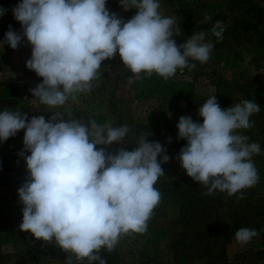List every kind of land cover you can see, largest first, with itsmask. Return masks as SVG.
<instances>
[{"label": "clouds", "instance_id": "1", "mask_svg": "<svg viewBox=\"0 0 264 264\" xmlns=\"http://www.w3.org/2000/svg\"><path fill=\"white\" fill-rule=\"evenodd\" d=\"M108 0H21L13 15L21 25L16 32L9 25L0 48L17 49L26 38L31 58L26 67L42 78L32 95L50 109L62 108L80 94L90 93L99 79L101 65L117 54L133 80L153 74L168 80L177 70L195 69L189 61L207 63L214 45L199 32L177 45L173 17L163 16L160 0H120L125 10L136 14L125 21L107 8ZM7 9L0 6V17ZM207 19H211L208 17ZM223 22L211 29L223 40ZM253 100H242L227 109L216 96L198 110L202 123L191 117L179 118L178 139L187 141L176 159L186 174L207 189L244 199L243 191L259 180L252 160L261 153L259 143L238 130L254 126L250 117L260 111ZM24 130L23 150L26 182L18 189L22 207L19 229L45 243L55 242L77 262L106 264L101 249L111 252L123 235L144 233L161 193L155 187L164 175L162 163L170 160L159 142L140 136L131 151L120 148L115 154L104 147L122 143L130 129L110 122L64 119L54 112L43 115L5 108L0 111V143ZM171 143V138L168 140ZM25 152L30 153L25 155ZM160 157V160H158ZM255 229L241 227L235 239L247 245L258 236ZM67 264H72L71 257Z\"/></svg>", "mask_w": 264, "mask_h": 264}, {"label": "rangeland", "instance_id": "2", "mask_svg": "<svg viewBox=\"0 0 264 264\" xmlns=\"http://www.w3.org/2000/svg\"><path fill=\"white\" fill-rule=\"evenodd\" d=\"M20 2L0 0V6L7 9L0 17V41L9 25L21 32L12 12ZM107 8L125 21L136 14L135 9L125 11L120 0H108ZM159 11L175 18L177 30L173 39L177 45L193 34L207 33L206 42L214 45L207 63L190 60L196 64L195 69H178L168 80L155 74H142L141 79L133 80V74L117 54L102 63L100 78L92 82L90 93L80 94L75 102L69 99L62 108L50 109L30 91L42 83V78L26 67L31 46L25 38L15 50L7 44L0 48V111L19 110L27 113L29 120L43 115L46 121L54 112H62L65 120L94 119L100 124L110 122L113 127L127 125L130 132L122 143L97 146L113 154L120 148L131 151L142 135L167 149L170 160L161 164L164 175L155 185L161 201L144 233L121 236L111 251L116 257L114 264H264V0H160ZM216 21L223 22L222 41L211 33ZM213 95L223 109L245 99L261 107L250 117L254 126L238 130L249 138V143L260 144L261 153L252 157L259 180L242 190L244 199H237L240 193L228 196L221 192L222 204L212 237L202 241L183 219L180 199L164 191V182L185 173L176 159L183 147L181 143L187 142L178 139L179 118L187 116L202 123L198 110ZM23 136L24 130H20L0 143V157L19 154L24 148ZM27 176L25 166L11 173L7 185L0 186V264H67L69 257L72 264H88L85 260L77 262L54 241L45 243L19 229L23 205L18 189ZM241 227L255 229L259 234L241 246L235 239V232Z\"/></svg>", "mask_w": 264, "mask_h": 264}, {"label": "trees", "instance_id": "3", "mask_svg": "<svg viewBox=\"0 0 264 264\" xmlns=\"http://www.w3.org/2000/svg\"><path fill=\"white\" fill-rule=\"evenodd\" d=\"M181 144L184 147L187 142ZM25 166V160L19 154L9 153L0 157V186L7 185L11 173ZM164 187L167 194L176 195L180 199V213L187 226L195 231L200 240L209 241L215 229L223 194L217 190L210 196L204 195L207 189L194 182L186 172L182 176L165 181ZM99 255L105 258L107 264H114L116 261L115 255L107 250L101 249Z\"/></svg>", "mask_w": 264, "mask_h": 264}]
</instances>
